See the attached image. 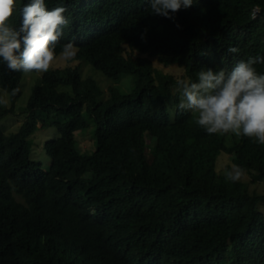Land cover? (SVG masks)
<instances>
[{"label": "trees", "instance_id": "1", "mask_svg": "<svg viewBox=\"0 0 264 264\" xmlns=\"http://www.w3.org/2000/svg\"><path fill=\"white\" fill-rule=\"evenodd\" d=\"M28 2L15 0L7 26L19 27ZM45 4L68 9L56 57L73 43V59L135 83L105 97L80 65L49 68L19 130L8 135L0 124V264H264V195L217 171L226 152L253 182L264 180V144L208 134L197 114L178 109L176 87L202 68L230 71L264 56V0H194L175 20L146 11L147 0ZM153 58L183 74L162 72ZM254 67L264 74V64ZM23 75L0 60V86L20 89L14 102ZM12 111L0 103V122ZM39 123L59 131L45 142L49 170L32 158ZM89 132L95 144L84 149L79 136Z\"/></svg>", "mask_w": 264, "mask_h": 264}, {"label": "clouds", "instance_id": "2", "mask_svg": "<svg viewBox=\"0 0 264 264\" xmlns=\"http://www.w3.org/2000/svg\"><path fill=\"white\" fill-rule=\"evenodd\" d=\"M193 3L194 0H147L146 11L175 20L180 10L189 9ZM14 7L15 0H0V60L14 72H47L56 59L55 49L63 29L69 24L64 15L67 7L49 10L45 0H29L20 10L22 18L18 28L7 26ZM176 26L181 27L179 24ZM61 48L60 58L64 61L77 55L78 49L73 43L63 44ZM227 52L234 54L238 49L229 47ZM258 63L264 64V56L241 59L230 71L202 68L196 81L178 79V109L181 112H197L196 122L208 134H242L255 137L260 144H264V74L256 71L254 66ZM19 92L20 89L15 88L11 95ZM0 103L6 104L7 101L0 100ZM41 128H44L43 125ZM243 174L244 170L239 165H232L230 170L225 171V179L238 182Z\"/></svg>", "mask_w": 264, "mask_h": 264}, {"label": "rangeland", "instance_id": "3", "mask_svg": "<svg viewBox=\"0 0 264 264\" xmlns=\"http://www.w3.org/2000/svg\"><path fill=\"white\" fill-rule=\"evenodd\" d=\"M153 64L157 69L161 70L164 73L173 74L176 77H180L183 74V69L176 64L167 66L159 62V60H157L156 58H153ZM65 65H80L82 76L84 78L92 77L93 79H95L100 85V87L104 89L105 97L109 95V87L111 86L118 87V89L124 93H129L134 88L135 76L133 74L123 73L121 74L118 81H114L102 71L95 69L91 63L85 60L80 61L78 59L72 58L71 60L64 61L60 58L59 55L53 61L52 66L50 68L62 67ZM43 73L29 72L23 75L21 81L22 94L16 102L12 100L11 93L7 89L0 86V100L7 101L6 104L1 103L2 106L6 109L13 108L12 112L5 114L1 118L0 124L5 134L9 135L11 133L17 132L23 124L26 116L25 111L27 109L33 88L39 83L40 77L43 75ZM61 88L67 89V87ZM194 113L198 115L197 112ZM89 122L91 124L89 130L93 131L95 129V123L91 118H89ZM41 126L42 124H39V128L30 137L33 140L32 158L40 160L44 170H49L51 166V158L45 150V142L51 138L59 136V131L56 127L41 128ZM81 132H84V130L78 131L77 135ZM91 136L92 134L90 132L84 136H79L82 148L85 149L90 148L91 146L93 147L95 142L93 143V139ZM232 165H235L233 158L228 153L222 152L217 162L218 174L222 175L225 178V171L230 170ZM252 179L253 178L251 174L244 171V174L239 182H242L243 184L247 185L251 192H257L259 194L264 195V180L253 182ZM225 181L228 184L234 183L226 179Z\"/></svg>", "mask_w": 264, "mask_h": 264}]
</instances>
